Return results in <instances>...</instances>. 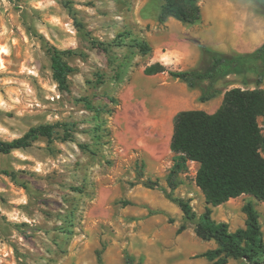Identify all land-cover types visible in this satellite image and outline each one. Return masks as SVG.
<instances>
[{"label":"rangeland","instance_id":"obj_1","mask_svg":"<svg viewBox=\"0 0 264 264\" xmlns=\"http://www.w3.org/2000/svg\"><path fill=\"white\" fill-rule=\"evenodd\" d=\"M161 3L0 0V139L11 140L32 126L59 122L75 126L76 141L93 150L60 138L51 142L39 138L27 148L0 153V264H126L127 255L134 264H212L198 254L216 242L195 235L197 217L187 219L160 189L139 183L144 151L138 145L121 147L114 135L117 110L140 122L155 119L160 112L150 104L161 96L159 81L143 72L146 56L132 45L133 39L152 45L155 32L178 22L174 18L159 22ZM199 5L201 18L194 33L201 32L202 24L225 21L227 14L237 15L242 23L245 6L256 7L257 19L264 17L256 0H199ZM174 32L173 44H182L185 30ZM91 39L105 43L108 51L93 47ZM51 45L75 52L65 56L74 68L68 75V91L60 90L52 78L46 51ZM227 75L219 79L220 88L254 87L250 66ZM81 97L104 111L97 116ZM183 108L178 106L173 113ZM259 122L262 125V118ZM195 170V164H188L181 179L184 185L173 195L189 199L199 215L205 201L193 182ZM248 200L259 212L264 236V201L250 195L214 207L212 216L227 222L231 230L241 227L245 220L241 208ZM180 225L185 229L177 233ZM227 264L247 263L230 258Z\"/></svg>","mask_w":264,"mask_h":264},{"label":"trees","instance_id":"obj_2","mask_svg":"<svg viewBox=\"0 0 264 264\" xmlns=\"http://www.w3.org/2000/svg\"><path fill=\"white\" fill-rule=\"evenodd\" d=\"M256 1L264 10V0ZM168 18L189 24L198 22L201 18L199 0H162L158 20L162 23ZM133 42L132 46L141 54L151 51V46L145 41L133 39ZM90 43L104 52L108 51L103 42L91 39ZM46 51L53 80L60 90L68 91V75L74 68L65 56L74 55V50H61L51 45ZM205 53H212L209 54L212 57V67L208 70H171L156 62L145 66L143 72L146 75L168 72L191 88L198 86L201 89V102L220 92L215 83L225 72L231 70L250 66L255 74L254 87H232L226 90L221 105L214 113H207L202 109L176 112L170 141L173 164L166 176L170 191L164 189L158 179L144 178L142 172L137 173L139 183L146 188L160 189L169 200L177 203L187 219L197 217L194 224L195 235L202 240L216 242L214 248L198 254L199 257H204L212 264H227L230 258L243 259L247 264H264V236L259 212L252 200L242 205L244 225L234 230L229 228L227 222L217 221L212 216L214 207L243 194L250 195L257 201H264V42L253 51L238 55L220 54L209 49H205ZM79 100L97 116L104 111L91 104L86 97ZM109 100L115 101L113 98ZM259 118H262V125ZM74 128L73 125L59 122L32 126L20 137L0 139V153L8 154L14 149L27 148L39 138H45L48 142L55 138L77 142ZM60 129L62 135L59 137L57 134ZM77 145L83 150L93 151L87 143L77 142ZM188 161L199 164L194 181L205 201L204 210L199 215L193 210L189 199L173 195L180 184L179 175L188 169ZM3 173L11 174L8 171ZM184 229L185 225H180L177 233ZM101 253L102 249L97 251L99 263ZM126 264H134L130 255L126 256Z\"/></svg>","mask_w":264,"mask_h":264},{"label":"crops","instance_id":"obj_3","mask_svg":"<svg viewBox=\"0 0 264 264\" xmlns=\"http://www.w3.org/2000/svg\"><path fill=\"white\" fill-rule=\"evenodd\" d=\"M246 1L251 2V0ZM245 8L247 14L244 15L246 19L242 23L238 22L237 15L227 14L225 21L202 24L200 33L193 32L194 29H199L197 22L189 24L178 21L169 23V25L165 24L153 34L152 45H150L152 49L149 53L144 54L146 56L144 58L145 66L159 62L171 70H202V67H206L208 70L212 67V57L203 51L202 45L228 55L253 51L264 42V17L257 19L255 6L250 5ZM177 29L185 30V33L180 35L182 41L180 45L173 44L174 31ZM231 71L225 72L222 77H227ZM151 76H155L159 81L157 91L161 96L158 103L155 101L150 103L155 109L160 110L158 117L155 119L150 117L144 122H140L135 118L134 120L127 118V115H121L120 110H117L113 117V129L115 138L121 147L138 145L144 151V178L158 179L160 185L170 191L166 183V176L173 164V153L170 149L173 132L171 120L176 113H173V110L182 106L184 108L181 110L202 109L207 113H214L222 103L224 92L230 88H220L217 85L219 79L222 78L220 77L215 83V87L220 92L211 99L202 102L204 104H199L201 89L198 86L191 88L186 82L170 76L168 72H159ZM203 83L206 84L205 81ZM189 105L194 106L190 108ZM188 164H195L196 169L199 165L196 161H188ZM185 174L186 171L179 175L178 188L184 185L181 179ZM193 182L195 184V181ZM195 187H197L196 184ZM161 194L171 202L163 193Z\"/></svg>","mask_w":264,"mask_h":264}]
</instances>
